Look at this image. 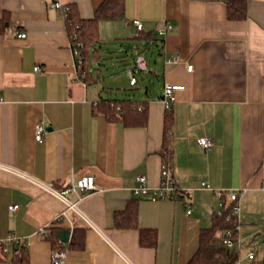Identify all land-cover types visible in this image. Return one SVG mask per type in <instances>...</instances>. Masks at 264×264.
<instances>
[{"label":"crops","instance_id":"0c3cea01","mask_svg":"<svg viewBox=\"0 0 264 264\" xmlns=\"http://www.w3.org/2000/svg\"><path fill=\"white\" fill-rule=\"evenodd\" d=\"M54 2L73 5L87 19L103 0H0V19L9 13L21 27L0 35V241L13 234L28 247V264H51L52 244L41 231L59 227L62 243L59 233H71L64 244L75 230L84 235L85 247L69 248L66 264H188L202 229L213 225L221 202L230 203L216 192L239 190L240 256L255 251L258 263L264 233V0H248L245 21L229 20L227 0H126L124 19L99 25L105 44L87 79L79 74ZM133 20L157 41L135 40ZM147 46L156 47L159 58L146 57L148 72L137 73L138 84L131 86L128 70ZM107 52L115 53L114 69L123 66L110 77L97 68ZM167 83L185 87L174 95L169 133L171 170L184 197L153 201L136 197L133 189L140 175L151 188L161 183ZM127 84L138 94L121 97ZM107 98L146 103L147 125L110 121L97 106ZM39 124L47 130L41 142ZM201 137L214 146L202 147ZM85 176H94L98 190L79 207L94 226L73 211L58 221L65 204L50 189L62 192ZM68 198L76 200L74 194ZM132 208L137 227L119 225L118 216L126 219ZM141 228L156 231L155 246L141 244ZM13 255L11 246L7 259Z\"/></svg>","mask_w":264,"mask_h":264},{"label":"trees","instance_id":"16d2710c","mask_svg":"<svg viewBox=\"0 0 264 264\" xmlns=\"http://www.w3.org/2000/svg\"><path fill=\"white\" fill-rule=\"evenodd\" d=\"M228 18L231 21H245L248 17V0H227ZM67 10L62 11L66 22L68 36L71 46L77 53L76 65L80 75L89 74L93 58H96L103 47L99 37V25L102 21H115L125 18L126 0H103L95 9L91 18L84 19L78 15L73 5H67ZM16 26L17 23L12 19L9 13L0 19V35L5 34L9 29ZM139 42H156L152 33L139 31L134 38ZM149 47V46H147ZM127 54L122 55L126 57ZM99 57V56H98ZM101 58H97L99 60ZM99 112L103 113L110 121L120 122L125 127H143L148 121V107L146 103L134 101L131 99H102L98 103ZM165 121V144L162 151L164 160L171 163L173 155L170 148V126L171 110L166 109ZM184 196L180 192L174 198L182 199ZM225 197V196H224ZM234 203L225 206L222 215L215 213L213 225L210 228H204L200 234V244L198 251L194 254L188 264H234L240 257V249L236 246L229 248L222 244L224 233L228 229H235L240 225L237 217L232 213ZM118 224L129 228H136L137 208H132L126 219L119 218ZM59 227L48 229L46 239L51 242L53 250H65L69 248L83 249L85 247L84 235L75 230L72 240L64 244L58 237ZM235 241L239 239V233L234 232ZM157 234L154 230L140 229V242L143 246H155ZM8 253L4 252L3 245L0 244V261L8 260ZM28 247L22 245L19 253L13 255L14 264H28ZM264 264V263H263Z\"/></svg>","mask_w":264,"mask_h":264},{"label":"built area","instance_id":"2783aa9c","mask_svg":"<svg viewBox=\"0 0 264 264\" xmlns=\"http://www.w3.org/2000/svg\"><path fill=\"white\" fill-rule=\"evenodd\" d=\"M53 6L57 9H60L62 11L67 10L66 7L62 6L59 2H54ZM132 23L137 27L139 31L143 29L142 23L139 20H133ZM170 29V25L167 24L166 27L159 31V35L163 36L167 33V31ZM18 37H26V34H19ZM74 54L77 55V53L74 51ZM174 62L178 63L180 61L179 57H175L173 60ZM168 62H171L169 60ZM36 71H40L39 67L35 68ZM149 70V63L144 54H138L135 57V63L134 67L130 68L128 70L129 78H130V84L131 86H137L138 79L136 74L137 73H145ZM193 70L192 65L188 66V71L191 72ZM185 87L183 85H174L167 83L164 87V93H163V103L166 107V109L170 110L172 101L174 99V95L178 91L184 90ZM2 99L0 98V101ZM47 130L43 124H39L36 127V140L41 142L43 141L44 135L46 134ZM199 144L204 147L205 149H211L214 146L213 140L209 137H201L198 139ZM203 186L206 188H209L206 183H203ZM262 189L264 190V180L262 183ZM56 196L61 198V200L65 204V209L60 213L58 217V221L61 220H69V212L73 211L78 213L80 216H82L89 225L94 226L92 221L88 219L84 213L81 211L79 204L81 201H83L85 198L90 196L92 193L96 192L98 190L96 185V180L94 176H85L77 179L76 181H73L66 189L62 192L50 189ZM180 192L179 188L175 182L174 175L171 170L170 162L167 160H164L161 166V183L160 186L157 188H151L148 185L147 177L144 175H140L136 178V186L133 189V194L138 197H149L153 201L157 200H164V199H172L174 198L177 193ZM68 194H74L76 196V200L73 201L68 198ZM229 196L230 203H234L232 207V213L237 217L239 221V213H240V199L243 195L242 191L239 190H230L228 192L226 191H217L216 195L218 197H224L225 195ZM225 202H221L220 204V210L217 212L218 215H222L223 209L225 206L229 205ZM12 210H17L18 205H14L11 207ZM191 213V208L189 207L187 210V214ZM240 222V221H239ZM239 226H236L235 229H228L224 233V237L222 239V244L229 247H237L240 249L241 241L240 239H237L235 241L234 239V232L237 231L239 233ZM48 232L47 229H42L41 234L46 235ZM261 239L264 242V233L261 234ZM0 244L4 247V252L8 253L10 252V247H13L14 254L19 253V248L24 245V241L21 238L16 237L15 235L11 234L9 235L5 240L0 241ZM66 254L67 251L65 250H53L52 252V259L51 264H66ZM246 259L249 261L250 264H258L256 260V252L255 251H249L247 255L242 258L241 256L234 264H242L243 260ZM0 264H14L13 262L9 260L0 261Z\"/></svg>","mask_w":264,"mask_h":264},{"label":"rangeland","instance_id":"374dc122","mask_svg":"<svg viewBox=\"0 0 264 264\" xmlns=\"http://www.w3.org/2000/svg\"><path fill=\"white\" fill-rule=\"evenodd\" d=\"M141 46V45H140ZM118 48V45H112L111 46V49H117ZM140 52V54H144L148 59L152 60V62H154L157 58H159L157 56V48L154 47V46H151L149 48H142L140 47V49L138 50ZM137 51V52H138ZM138 52V53H139ZM115 53L114 52H107V56H106V59L103 60V63L104 65H102V67H99V64H97V68H101L103 71H104V74L107 76V77H110L111 76V72H115L114 74H116V70H118L119 68H121V70L123 69V66L121 64V67H120V64L118 63L116 65V68L114 69L111 62H112V55H114ZM158 64H159V61H158ZM119 70V71H121ZM118 71V72H119ZM126 88L128 90H125V89H120L119 92H121V97H124V94L126 93V95L128 94H131L132 96L135 94L137 95L138 94V91L139 89L137 90H134L133 87L129 86V84H127ZM126 91V92H125ZM117 92V91H116ZM120 97V98H121ZM263 243V242H262ZM259 243L258 245H261L259 246L258 248V254H259V259H258V264H261L262 263V260L264 257L263 256V251H264V243ZM245 243H242L241 242V245H240V252L243 253L244 252V249H245ZM261 258V259H260Z\"/></svg>","mask_w":264,"mask_h":264},{"label":"water","instance_id":"95a60500","mask_svg":"<svg viewBox=\"0 0 264 264\" xmlns=\"http://www.w3.org/2000/svg\"><path fill=\"white\" fill-rule=\"evenodd\" d=\"M127 52V49L125 51H123V53H126ZM70 231L69 230H64V231H61L59 233L60 237H61V240L64 242V243H67L69 241V238H70Z\"/></svg>","mask_w":264,"mask_h":264}]
</instances>
